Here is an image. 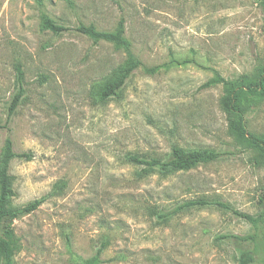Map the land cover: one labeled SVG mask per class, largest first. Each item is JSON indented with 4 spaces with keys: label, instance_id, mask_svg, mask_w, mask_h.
<instances>
[{
    "label": "rangeland",
    "instance_id": "rangeland-1",
    "mask_svg": "<svg viewBox=\"0 0 264 264\" xmlns=\"http://www.w3.org/2000/svg\"><path fill=\"white\" fill-rule=\"evenodd\" d=\"M68 27L41 28L42 14ZM120 19L138 68L122 96L95 91L126 54L93 42L78 26L113 31ZM264 59V5L257 0H0V152L7 137L12 208L45 197L12 221L15 264H239L251 225L214 206L160 221L154 210L213 198L264 215V167L228 133L217 73L255 77ZM24 70L25 94L6 124ZM250 132L264 134V100L246 111ZM174 144L226 152L189 170L145 172L128 156L166 158ZM250 247V246H247ZM253 264H264L260 255Z\"/></svg>",
    "mask_w": 264,
    "mask_h": 264
},
{
    "label": "trees",
    "instance_id": "trees-1",
    "mask_svg": "<svg viewBox=\"0 0 264 264\" xmlns=\"http://www.w3.org/2000/svg\"><path fill=\"white\" fill-rule=\"evenodd\" d=\"M69 1V0H68ZM260 1L264 5V0ZM38 6H42L44 0H35ZM41 28L49 29L55 33L68 30V27L55 22L46 14L41 16ZM78 31L87 35L93 42L107 41L117 49L125 52L124 61L113 73L101 82L95 94L101 102L122 96L124 86L128 78L140 67L148 73H154L156 67L144 66L142 60L134 53L130 40L126 37L125 23L120 19L113 31H102L94 25L78 26ZM17 90L12 95L7 112L6 124L8 125L17 108L21 104L25 88L23 85L24 70L21 64L15 66ZM223 84V94L220 98L221 109L227 116L228 133L235 139L237 145L251 153L252 163L264 167V134L250 132L246 122V111L254 104L264 100V59L259 66V72L255 77H242L230 80L217 73L213 78L205 82L202 87L215 84ZM226 152L213 148H185L174 144L170 153L164 159L156 157H140L135 154L128 159L143 167L145 172L158 170L160 172H172L189 170L200 164H205L221 159ZM28 152L17 153L14 150L13 140L7 137L0 152V264H15L17 242L12 221L26 213L35 211L45 201V197L35 199L22 208H12L10 199L14 193L13 178L9 172L11 162L16 157L31 159ZM214 206L232 212L234 215L246 220L252 231L245 235H221L220 239H232L239 245V264H253L260 255L264 256V215H253L242 212L230 204L213 198H198L178 203L171 210L156 209L154 213L160 221H165L172 216L193 208ZM250 246V247H247ZM101 250L87 264H96Z\"/></svg>",
    "mask_w": 264,
    "mask_h": 264
}]
</instances>
